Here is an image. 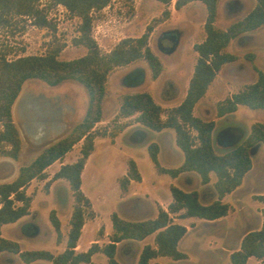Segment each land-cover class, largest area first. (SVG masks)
I'll return each mask as SVG.
<instances>
[{"label": "rangeland", "instance_id": "rangeland-1", "mask_svg": "<svg viewBox=\"0 0 264 264\" xmlns=\"http://www.w3.org/2000/svg\"><path fill=\"white\" fill-rule=\"evenodd\" d=\"M254 4L255 0H220L217 26L226 28L231 22L244 17ZM40 8L44 10L50 22L48 26H39L34 19L24 16L8 17L6 21H0V57L15 59L24 55H41L54 46L62 47L59 58L63 60L84 55L85 47L74 43V38L79 35L81 19L72 15L63 5L53 4L49 0H42ZM93 18L92 34L102 52H109L123 38L141 36L151 27L148 43L163 65L157 79L152 77L151 69L144 59L115 67L107 77L106 95L103 101L105 118L104 122L95 126L97 130H106L109 133L120 123L134 121V118L124 120L118 114L126 93L147 91L157 103L164 106V110L178 105L183 100L197 60L193 45L205 38L206 8L202 3L195 1L175 9L174 4H164L158 0H113L102 10L94 11ZM226 51L235 53L238 56L237 60L225 64L217 72L205 96L199 100L193 111L202 119L216 122L213 130V146L219 154L239 144L249 134L254 122L264 123V110L251 109L244 105H240L232 114L223 117L217 115L218 102L254 82L257 78L254 66L258 69L264 68V26L238 36L231 41ZM250 53L254 55L253 60L249 59ZM141 79L143 82L135 85ZM25 98L32 101L34 106L32 109L41 112V115L50 118L52 122H57L62 131L54 130L42 142H37L30 134L31 123L27 121L23 113ZM86 104L87 91L74 81H66L58 86H49L38 79L25 81L13 107L14 120L22 137V149L18 159L0 157V184L14 180L21 166L29 164L44 147L67 134L81 120ZM227 128L235 129L241 134L234 145L227 144L226 139L221 135ZM171 131L174 133L173 129ZM121 132L114 138L106 135L105 139L99 140L104 142L99 152L100 157L90 161L82 173V189L92 199V204L94 203L92 205L94 217L96 213L99 214L100 229H102L99 236H103L105 223L112 230L110 218L112 212L121 215L122 208L128 210L120 199L122 189L119 179L125 175L129 160H137L145 176L143 184H135L137 192L144 196V193L149 191L155 195H161L163 199L166 197L167 183L171 176L168 174L156 176L155 165L148 150L149 144L160 141L164 143V149L159 154L162 165L174 167L179 164L169 156L172 151V137L164 140L157 131H152L153 134H151L146 129ZM218 138L221 141H218ZM168 141L169 144L165 143ZM80 148L81 145L76 144L63 161L66 160L67 163L76 161L81 155ZM251 158L252 168L239 189L223 199L231 205L226 218L205 220L198 217L182 218L172 215L175 222L187 226L188 233L181 240L179 250L188 253L190 259L174 260L169 256H161L151 263L215 264L216 259L212 256L215 253L218 256L221 255L218 258V264H228L227 254L237 248L242 235L249 229H257L261 224L264 199H261L259 195L264 196L263 144L257 148ZM59 164L60 161H56L50 165L48 172L58 170ZM215 179L216 176L212 173L210 183L204 185L200 178L197 180L194 176L189 185L184 182L183 186L198 190L201 201L206 204L212 200L209 195ZM46 181L34 179L28 185L26 193L32 197L33 212L31 221L23 223L20 231L31 234L34 228L41 229L38 237L33 239V248L51 250L55 242L48 234L49 228H52L49 212L52 209H58L65 228L69 223L68 215L72 210L73 196L67 180H59L52 192L50 190L52 183L45 188ZM151 205V201L145 202L143 205L145 213L139 216L154 218L156 207ZM159 207L158 205V209ZM96 223L89 222L83 241L87 242L94 236L92 227ZM8 227L10 226L4 228L6 235ZM150 241L153 243L151 238ZM140 245L135 243L132 246H123L116 255L117 260L121 264H137L136 254L141 250ZM215 249H223V252L221 254L209 252ZM126 251H128L127 254H125ZM103 259H106L104 255ZM255 261L252 259L248 264H255Z\"/></svg>", "mask_w": 264, "mask_h": 264}, {"label": "trees", "instance_id": "trees-1", "mask_svg": "<svg viewBox=\"0 0 264 264\" xmlns=\"http://www.w3.org/2000/svg\"><path fill=\"white\" fill-rule=\"evenodd\" d=\"M41 1L0 0V21H6L8 17L24 16L31 17L39 26H48L50 22L44 10L40 8ZM49 1L63 5L72 15L81 19L79 35L74 38V43L85 47L86 52L80 57L63 60L59 58L62 47L54 46L41 55H24L15 59L0 57V157L18 159L22 149V137L14 120L13 105L25 81L38 79L49 86L74 81L87 91V104L83 117L67 134L44 147L29 164L21 166L14 180L0 184V253L18 254L25 263L43 259L51 261L52 264L83 262L94 264L93 254L102 252L107 257V264H121L116 258L118 243L140 241L154 235V244L148 243L143 246L137 264H153L151 260L161 256H169L174 260L187 258V254L179 250V242L186 235L187 226L175 222L172 215L205 220H216L226 216L231 205L223 201V198L242 184L244 177L252 168L251 148L257 144L264 145V123L256 121L251 125L249 134L239 144L219 154L213 146L216 122L202 119L193 112L196 104L205 96L217 72L225 64L237 60L238 56L235 53L226 51L231 41L264 26V0H255L254 6L244 17L231 22L226 28H220L216 24L220 0H176L175 9L195 1L202 3L206 8L205 38L193 45L197 60L183 100L178 105L164 110L147 91L126 93L118 113L123 118L136 115L134 121L152 131L173 129L176 145L184 155L183 162L176 168L163 167L158 159L159 145L151 142L148 150L157 171L172 177L184 172H195L204 185L210 183L213 173L216 176L213 182L216 199L205 204L201 201L198 190H184L171 185L172 201L167 209L160 206L154 218L140 220H128L117 212H112L110 218L113 231L109 237L110 241L103 246L93 243L83 252H77L75 248L86 219L94 217L91 199L82 189L83 169L94 150L97 136L109 135L114 138L130 125L120 123L109 133L95 128L103 119L108 74L115 67L144 59L155 79L160 76L163 65L148 43L151 27L141 36L123 38L109 52H102L92 34L93 12L102 10L113 0ZM158 1L164 4L172 3V0ZM248 56L250 60L254 59L253 53ZM254 68L257 72L254 82L218 102V117L234 113L240 105L264 110V68L258 69L255 66ZM142 82V79L138 80L135 85ZM81 141L80 157L75 162L62 164L48 179L46 169L56 161L63 162L65 155ZM34 179L47 180L45 188L57 179H65L72 190L74 203L69 220L67 244L65 250L57 255L44 249L22 250L17 241L1 235L2 225L16 222L31 213L32 197L26 193V189ZM141 179L135 161L129 160L127 173L119 179L121 189L127 191L131 180ZM259 197L264 199L263 195ZM261 213V227L249 229L244 234L240 247L230 254L231 264H247L250 257L264 260V208ZM49 219L57 232V239L60 240L61 221L55 210L50 211ZM99 233H102V229Z\"/></svg>", "mask_w": 264, "mask_h": 264}, {"label": "crops", "instance_id": "crops-1", "mask_svg": "<svg viewBox=\"0 0 264 264\" xmlns=\"http://www.w3.org/2000/svg\"><path fill=\"white\" fill-rule=\"evenodd\" d=\"M176 0H172V5L175 3ZM189 4H192V2L188 3L187 5ZM157 79V78H156ZM162 107H164L163 105H161ZM170 107H173V106H170ZM86 109V108H85ZM85 112V111H84ZM84 113L82 114L81 118L83 117ZM136 115H133L131 117H128V118H124V120H129L131 118H135ZM165 117V116H164ZM80 118V119H81ZM104 118H105V113L103 111V119L99 122H104ZM142 129H146L148 131H150L151 134L152 131L147 129L146 127H144L142 124L138 123V122H131L130 125H128L122 132H125V131H129V130H139L141 131ZM121 132V133H122ZM159 134L162 135L161 138H163L164 140H169L170 137L171 140H172V144H171V150L170 151V154L169 156L173 159V161H178L176 166L174 167H171V166H165V165H161L165 168H176L178 166H180L183 162V152L179 149V147L176 144V139H175V132L173 133L171 131V128H166V129H163L161 131H157ZM149 133V134H150ZM62 137V136H61ZM101 138L105 139L106 136H97L95 138V141H94V150L93 152L90 154V156L88 157L87 161H86V164H85V167L88 165V163L90 161H94L95 158H98L100 157L101 153H99L102 149L103 146H101L104 142L103 141H99ZM58 139V138H57ZM56 139V140H57ZM163 141V140H162ZM112 142V141H111ZM167 144H169V141L168 142H165ZM79 144L81 145L82 144V141L79 142ZM159 145V153H158V159H159V154L163 151L164 149V143L162 144V142H158L157 143ZM168 147V146H167ZM71 152V151H70ZM69 153V152H68ZM67 153V154H68ZM66 154V155H67ZM65 155V157H66ZM97 156V157H96ZM77 158V156H76ZM134 160V159H132ZM75 161V160H74ZM72 161V162H74ZM136 165H137V168L141 174V181H136V180H131L130 181V184L128 186V190L123 192L121 190V194H120V199L122 200V204L123 206L126 205L127 206V211L126 210H121V215L123 218L125 219H128V220H140V219H145L143 217H140L139 215L140 214H143L145 213L144 211V204L145 202H149L151 201L152 203V207H156V215L158 213V205L163 207L164 209H167V206L168 204L172 201V195H171V191H170V186L171 185H176L178 187H182V189H186V190H191V189H188V188H185V186H183V183L185 182V184L189 185L190 182L192 181L191 179H193V177L195 176L197 178V180H199V176L195 173V172H184V173H181L180 175H178L177 177H172L170 178V180L168 181L167 183V188H168V191H166V197L165 199H163L161 197V195H155L151 192H147V193H144V196L143 195H140L138 192H137V189L135 188V184H138V185H141L145 182V176L143 174V172L141 171L140 167H139V164H138V161L137 160H134ZM172 161V160H171ZM71 162V163H72ZM160 162V161H159ZM55 163V162H54ZM67 163V161H63V162H60L59 164V168L62 164H65ZM84 167V169H85ZM58 168V169H59ZM48 169V168H47ZM46 169L47 173L49 174V178H51L50 176L53 175L56 171H52V172H48V170ZM83 169V171H84ZM156 169V167H155ZM128 169L126 170V173H127ZM83 173V172H82ZM125 173V174H126ZM165 173H159L156 169V176L159 177V175H164ZM248 174V173H247ZM246 174V175H247ZM169 175V174H168ZM245 178V177H244ZM59 180L61 179H57L55 181L52 182L51 184V187H50V190L51 192L54 190V187L55 185L59 182ZM244 181V179H243ZM178 182H180V184H178ZM243 183V182H242ZM239 187L236 189L238 190ZM48 195V194H47ZM228 195V194H227ZM73 196V195H72ZM212 197V200L209 201V202H206V203H210L212 202L214 199H216L217 195H216V192L214 190V187L212 189V191L210 192V195ZM201 197V196H200ZM201 199V198H200ZM224 199V198H223ZM91 202L92 199H91ZM73 203H74V198H73ZM94 204V203H93ZM92 204V205H93ZM149 204V203H148ZM72 209H73V204H72ZM31 210V213L28 214V215H25L23 216L22 218H20L19 220H17L16 222H13V223H7V224H4L2 225L1 227V235L2 237H5V238H8V239H12V240H15L17 241L19 244H20V247L22 250H36L35 248H33L34 244H33V239L35 240L39 233L41 232V229L38 230L36 228H34L33 232L31 234H24L20 231V228L22 226L23 223L25 222H29L31 221V216H32V208L30 209ZM52 210H55L56 211V214L57 216L59 217L60 221H61V233H62V237L60 240H58L56 237H57V232L55 230V228L53 227L52 225V228H49L48 230V234H49V237L52 239H54V242H55V245H54V248H52L51 250H48V249H44V250H48L50 252H52L54 255H57L61 252H63L66 248V244H67V236H68V231H69V228H70V225L68 223V225L65 226L64 228V221L62 219V216L59 212L58 209H52ZM231 210V209H230ZM96 212V211H95ZM50 213V212H49ZM71 213H72V210L69 212V215H68V221L70 220V217H71ZM228 216V214L222 218H219V219H224ZM89 222H97L96 225H94L92 227V231L94 233V236L91 237L87 242L86 241H83V237H84V234H85V231L87 230L88 228V224ZM100 220H99V214L96 213V216L94 218H91V219H86L85 221V224L82 228V232H81V235L78 239V242H77V246L75 248V250L77 252H83V251H87L88 248L93 244V243H98L99 246H103V244H106L108 243L110 240H109V237L113 231V228L112 230H110L109 226L105 223V229H104V233H103V236H99V230H100ZM262 225V217H261V224L258 228H260ZM7 226H10L8 227L9 230L7 231V235L4 233V228L7 227ZM247 232V231H246ZM246 232L244 234H246ZM188 233V231H187ZM186 233V234H187ZM244 234L242 235V237L244 236ZM241 237V239H242ZM150 238L153 240V243H151L150 241ZM184 238V237H183ZM182 238V239H183ZM56 239V240H55ZM181 239V240H182ZM241 239L240 241L238 242L237 244V248L235 250H237L239 247H240V242H241ZM58 240V241H57ZM180 240V242H181ZM179 242V244H180ZM141 244V250L143 248V246L145 244H154V235H150L148 237H146L145 239L143 240H140V241H123V242H120L117 244V252H116V255L120 252V250L123 248V246H132L133 244ZM141 250H139L136 254V257H137V261H138V257H139V254L141 252ZM234 250H232L231 252H229L227 254V259H228V264H229V260H230V254L233 252ZM209 252H218L219 254H221L223 252V249H215L213 251L209 250ZM225 252V251H224ZM128 251H126L125 254H127ZM185 253V252H184ZM187 254V258L185 259H190V256L188 253ZM103 255L106 257L105 254H103L102 252H97L95 254H93L92 256V262L95 263V264H107V257L106 259H103ZM213 258H215L216 260H214V263L215 264H218V258L221 256V255H216L215 253L212 254ZM215 256V257H214ZM158 258V257H157ZM157 258H154L151 260V262L154 263V260H156ZM252 259H255V264H258V263H262L264 264V260L263 259H258L256 257H250L247 261V264L250 262V260ZM0 264H52L51 261L49 260H43V259H39V260H36V261H33V262H30V263H25L23 262L19 255L18 254H14V253H10V252H1L0 253ZM80 264H91V263H80ZM231 264V262H230Z\"/></svg>", "mask_w": 264, "mask_h": 264}, {"label": "flooded vegetation", "instance_id": "flooded-vegetation-1", "mask_svg": "<svg viewBox=\"0 0 264 264\" xmlns=\"http://www.w3.org/2000/svg\"><path fill=\"white\" fill-rule=\"evenodd\" d=\"M23 111H24L23 113H24L25 118L27 119V121L31 123L30 125L32 127V130L30 134L34 137V139L37 142H42L48 136V134H50L54 130H56L57 132L62 131L58 127L57 122H52L50 118L49 119L45 118V116L41 115L42 114L41 112H38V111L36 112L34 109H32L31 105L29 108L25 106ZM42 125H45V129L41 131L40 128L42 127ZM37 129H39L40 131L39 136H35V133H34V131H36ZM231 131H233L235 134L238 133V131L235 129L227 128L222 131L221 135L224 136V139H229L231 136V133L229 132ZM218 141H221V140L218 138ZM234 143H232V145H234Z\"/></svg>", "mask_w": 264, "mask_h": 264}, {"label": "water", "instance_id": "water-1", "mask_svg": "<svg viewBox=\"0 0 264 264\" xmlns=\"http://www.w3.org/2000/svg\"><path fill=\"white\" fill-rule=\"evenodd\" d=\"M18 98H19V96H18ZM18 98H17V99H18ZM17 99H16V100H17ZM15 102H16V101H15ZM28 102H30L31 107H34L32 101H30V99H28V98H25L24 101H23V110H24V108H25V106H26V104H27ZM14 105H15V103H14ZM14 105H13V107H14ZM44 129H45V125H42V127L40 128V130L42 131V130H44ZM229 133H231V136H230L229 139H226V140H227V144H231V145H232V143L236 142L237 139H239V137L241 136V134H240V133L235 134L233 131H231V132H229ZM259 146H260V144L255 145V146L251 149V151H250V155H253Z\"/></svg>", "mask_w": 264, "mask_h": 264}, {"label": "bare ground", "instance_id": "bare-ground-1", "mask_svg": "<svg viewBox=\"0 0 264 264\" xmlns=\"http://www.w3.org/2000/svg\"><path fill=\"white\" fill-rule=\"evenodd\" d=\"M26 107H30V103H27L26 104ZM34 133H35V136H39V134H40V131H39V129H37L36 131H34Z\"/></svg>", "mask_w": 264, "mask_h": 264}]
</instances>
